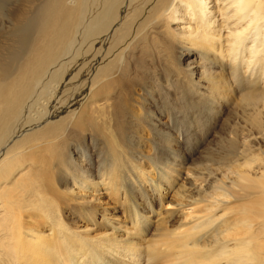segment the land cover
I'll list each match as a JSON object with an SVG mask.
<instances>
[{"label":"bare ground","instance_id":"bare-ground-1","mask_svg":"<svg viewBox=\"0 0 264 264\" xmlns=\"http://www.w3.org/2000/svg\"><path fill=\"white\" fill-rule=\"evenodd\" d=\"M79 58L103 98L71 109ZM182 111L229 116L186 172L184 217L147 239L132 173L159 191L174 169L146 179L131 136ZM0 264H264V0H0Z\"/></svg>","mask_w":264,"mask_h":264},{"label":"rangeland","instance_id":"rangeland-1","mask_svg":"<svg viewBox=\"0 0 264 264\" xmlns=\"http://www.w3.org/2000/svg\"><path fill=\"white\" fill-rule=\"evenodd\" d=\"M178 56L180 63L184 64L185 59L181 55V53H179ZM82 62L83 58H79L78 63L76 62L75 64L76 66H78L72 67L71 69L72 71H76V69L82 67L83 72H81V74L77 78V81L73 84V87H76V93L74 94V101L71 105V109L77 106H83L84 104H94L96 102H99L103 98L100 96H95L96 99L94 97H87L89 94L87 93L88 85L91 83L92 77L97 71V66L99 65V63L91 61L86 64L87 66L83 67ZM156 65L157 61L155 60L154 66ZM159 74L160 72L158 71L156 73V76L159 77ZM152 85L155 87V89L152 97H150V100L155 99V103L160 104L162 107H165L171 112L169 106L172 103V99L165 98V94H160L155 83H152ZM66 110L68 111V109ZM135 110H139V108H135ZM153 111L156 112V110L154 109ZM183 113V111L179 112V115L175 116V112L174 119L172 121L168 120L166 116H163L166 124H168L167 128H165L167 132H163L164 134L153 133L152 131L150 132L149 129L143 128L141 131H137L131 136V138L133 139V151L131 154V156H133L134 158L133 166L136 170L140 171V173L143 172L146 179L155 177L154 175L156 173L153 169L157 168L156 165L160 162H168V168L172 167L174 169L171 183L167 184L161 181L162 185L159 191L155 190L153 186H150L147 183H142L140 185L139 183L140 181H143V178L140 179L137 175L132 173V175L136 177L137 181L135 180V177L132 176L133 178L132 181H130V188L127 189L126 196L130 199L131 202H133L135 210H141V208H143L137 205V203H143V201L141 200L142 198L146 203L144 206L145 210L147 212H149V210L155 211L154 214L151 213L150 215V224L147 221L143 226V228L145 229L143 231V234L147 239H150L151 237H153V235H155L154 229L156 228L155 226L158 222L156 223L155 221L153 224L152 221L155 219L157 214L164 217V219L169 214H171V216L168 218H170L169 225H172L173 228L178 225L180 219L182 220V217L184 216L182 215V211L179 210L176 204L179 195L182 196L184 193L186 194L190 192L192 181H190V179L186 177V172L191 171L200 162H203L207 154L212 153L216 149V146L218 144V138H216V134L220 131V127L225 122L224 118H227V116H229L227 113L212 115V117L215 118L211 120L208 117L210 119L209 124H207L206 127L203 126L199 129V123L193 121L190 115H186L185 113ZM152 115L154 117L153 122L156 121L157 123H159L156 119L157 115ZM161 135H163L164 137ZM172 139L176 140L175 143L172 142ZM171 150H173V152ZM156 153L157 156L159 155L161 158L158 157V162L154 164L152 159L156 157ZM84 163L85 166H88L92 168V170H95V162L90 163L88 161H85ZM148 174H150L149 177L147 176ZM126 175L129 176L128 173ZM121 184H123L122 181ZM192 194H196V192L192 191ZM108 199L109 201H111L113 200V197ZM110 206L111 205L108 204L106 208L109 209ZM115 215L118 216L119 219H122V212H118ZM25 221L27 226H30L29 222H33L29 221L28 219ZM33 225L36 226V223H33ZM204 228H206V230L203 231L201 229L203 232H201L200 230V234L198 233V239H201V234L202 238H206V236L208 238L210 227ZM38 230L39 229L37 228V231ZM203 241L205 242L206 240L204 239Z\"/></svg>","mask_w":264,"mask_h":264}]
</instances>
